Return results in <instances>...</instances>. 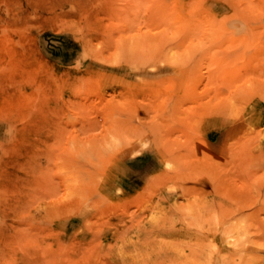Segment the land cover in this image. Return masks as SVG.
Segmentation results:
<instances>
[{
  "label": "rangeland",
  "instance_id": "obj_1",
  "mask_svg": "<svg viewBox=\"0 0 264 264\" xmlns=\"http://www.w3.org/2000/svg\"><path fill=\"white\" fill-rule=\"evenodd\" d=\"M0 264H264V0H0Z\"/></svg>",
  "mask_w": 264,
  "mask_h": 264
},
{
  "label": "bare ground",
  "instance_id": "obj_2",
  "mask_svg": "<svg viewBox=\"0 0 264 264\" xmlns=\"http://www.w3.org/2000/svg\"><path fill=\"white\" fill-rule=\"evenodd\" d=\"M203 207H206V206H203ZM201 209V208H200ZM205 209V208H204ZM197 210H199V209H197ZM193 211V210H192ZM196 211V210H195ZM193 214V213H192ZM196 214H197V212H196ZM195 216V215H194ZM201 218H202V216H200Z\"/></svg>",
  "mask_w": 264,
  "mask_h": 264
}]
</instances>
